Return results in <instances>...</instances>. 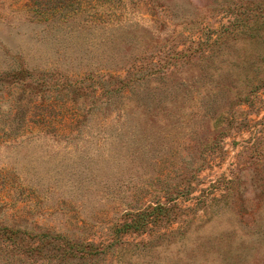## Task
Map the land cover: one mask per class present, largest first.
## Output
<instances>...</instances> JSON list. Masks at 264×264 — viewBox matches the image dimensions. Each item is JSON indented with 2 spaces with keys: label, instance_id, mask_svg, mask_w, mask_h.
Returning <instances> with one entry per match:
<instances>
[{
  "label": "rangeland",
  "instance_id": "obj_1",
  "mask_svg": "<svg viewBox=\"0 0 264 264\" xmlns=\"http://www.w3.org/2000/svg\"><path fill=\"white\" fill-rule=\"evenodd\" d=\"M0 264H264V0H0Z\"/></svg>",
  "mask_w": 264,
  "mask_h": 264
},
{
  "label": "trees",
  "instance_id": "obj_2",
  "mask_svg": "<svg viewBox=\"0 0 264 264\" xmlns=\"http://www.w3.org/2000/svg\"><path fill=\"white\" fill-rule=\"evenodd\" d=\"M82 255V254H81Z\"/></svg>",
  "mask_w": 264,
  "mask_h": 264
}]
</instances>
